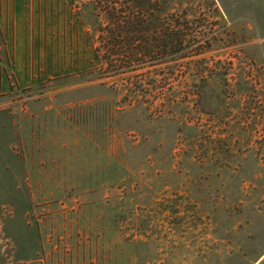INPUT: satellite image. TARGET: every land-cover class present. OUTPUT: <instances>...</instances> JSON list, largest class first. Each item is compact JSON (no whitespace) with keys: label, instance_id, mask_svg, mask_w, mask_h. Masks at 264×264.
<instances>
[{"label":"rangeland","instance_id":"obj_1","mask_svg":"<svg viewBox=\"0 0 264 264\" xmlns=\"http://www.w3.org/2000/svg\"><path fill=\"white\" fill-rule=\"evenodd\" d=\"M171 7L194 40L162 61L174 75L104 77L88 0H0V171L17 159L21 174L0 203L1 264H264V0ZM57 105L118 175L94 194L69 178L68 209L56 200L49 219L29 200L20 139L29 108ZM95 199L78 219L69 209Z\"/></svg>","mask_w":264,"mask_h":264},{"label":"crops","instance_id":"obj_2","mask_svg":"<svg viewBox=\"0 0 264 264\" xmlns=\"http://www.w3.org/2000/svg\"><path fill=\"white\" fill-rule=\"evenodd\" d=\"M3 78L6 84H3L2 89L7 91L11 86L9 77ZM15 78L18 84H22L23 78ZM67 108H69L68 105L29 108L26 138L19 134L22 136L20 148L26 155L27 168L22 176L25 179L29 200L37 207L43 206V209L49 212V219L53 217L50 211L56 200H59L57 203L60 210L68 209L67 204L62 203L61 197L71 188L68 185L69 178L81 179V186L76 193L94 194L103 187L98 179L118 175L114 153L109 149L105 152L99 142L79 132L74 119L69 120V116L62 113V110ZM21 126L18 124L19 130ZM10 150L11 148L6 152ZM69 154L72 157H69ZM19 163L20 161L16 159L11 169L0 171V203L5 198L14 199V195L20 190ZM90 179H97V181H90ZM75 186L73 187L76 188ZM101 204L95 199L86 203L80 202L69 209L75 210V216L78 219L79 212L81 213L84 209H99ZM62 214L60 218L63 217V219L68 215L66 214L65 217ZM81 215L83 216V213Z\"/></svg>","mask_w":264,"mask_h":264},{"label":"trees","instance_id":"obj_3","mask_svg":"<svg viewBox=\"0 0 264 264\" xmlns=\"http://www.w3.org/2000/svg\"><path fill=\"white\" fill-rule=\"evenodd\" d=\"M171 3L172 0H88L97 32L95 59L104 77L174 75L176 63L162 61L188 57L194 40L186 10L180 17L173 13ZM155 82L154 79L148 85Z\"/></svg>","mask_w":264,"mask_h":264}]
</instances>
